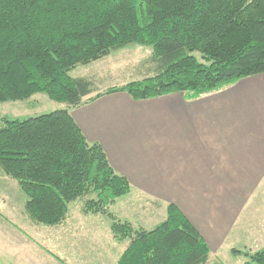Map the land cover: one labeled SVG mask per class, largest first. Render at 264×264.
<instances>
[{"label": "trees", "instance_id": "1", "mask_svg": "<svg viewBox=\"0 0 264 264\" xmlns=\"http://www.w3.org/2000/svg\"><path fill=\"white\" fill-rule=\"evenodd\" d=\"M153 49L148 75L107 93L78 66L130 45ZM264 74V0H0V104L37 94L66 105L25 120L0 121V173L27 197L37 224H62L71 203L106 214L131 192L99 144L90 143L72 111L106 94L136 101L173 93L188 98ZM114 236L129 240L118 264H207L210 250L175 205L151 230L115 222ZM242 264H264V248L232 250Z\"/></svg>", "mask_w": 264, "mask_h": 264}, {"label": "crops", "instance_id": "2", "mask_svg": "<svg viewBox=\"0 0 264 264\" xmlns=\"http://www.w3.org/2000/svg\"><path fill=\"white\" fill-rule=\"evenodd\" d=\"M72 116L131 184L110 207L117 221L145 219L148 213L135 214L124 200L144 196L152 218L137 226L153 229L175 205L208 245L207 264L229 261L240 246L264 248V74L194 99L106 94ZM26 202L25 222L0 224V264H117L129 245L114 238L110 217L86 213L82 202L71 203L66 220L52 227L31 221ZM85 238L89 247L80 245Z\"/></svg>", "mask_w": 264, "mask_h": 264}, {"label": "rangeland", "instance_id": "3", "mask_svg": "<svg viewBox=\"0 0 264 264\" xmlns=\"http://www.w3.org/2000/svg\"><path fill=\"white\" fill-rule=\"evenodd\" d=\"M152 54H153V49L151 47L139 46L133 44L124 49L113 51L107 57L97 62H94L88 66H78L74 71L71 72V76L73 78H86L90 80L93 83L94 88L97 90L96 94L107 93L112 89H119L131 82L145 78L148 75V71L150 68L149 67L150 58L152 57ZM65 107L66 105L55 102L49 99L44 94H37L27 101L7 102L0 104V121L3 118H6L8 120H12V119L25 120L43 114H48L58 109H63ZM87 199L84 200L82 199L81 201H77V202H84ZM144 199H145L144 196L133 195L131 196L130 199H124V200H128L126 201L125 206L130 205L131 207H133L134 208L133 212L135 214L136 213L140 214L141 212L144 214L148 213L146 218L148 217L149 219L152 218L149 213L153 210L152 209L153 207L147 204ZM26 200L27 197L19 187L18 183L0 173V224L4 225L13 221H14L13 223L25 222L27 220V217L24 213V206ZM115 202L112 203L111 205L115 204ZM111 205H109L108 211L112 216H108V217H110L112 220V226L115 222L129 223L126 221H117L110 211ZM130 209L131 208H129V210ZM146 209L148 210L146 211ZM27 216L28 218H30L29 215ZM146 218L145 219L141 217L136 218V220L134 221L135 222L134 225H132L131 223L129 224H131L134 229H140V228L144 229L142 227L137 226V224L146 227L145 222L149 221L146 220ZM30 220L33 221L31 218ZM20 224L17 226H21ZM37 225L42 226L39 224ZM28 227H29L28 231H30V225H28ZM39 229L40 228H38V230ZM41 233L42 231L39 232V234ZM112 234L114 236L113 231ZM114 238L117 241H119L115 236ZM83 240L84 242L80 243V245L84 247L85 246L89 247L90 244L88 242L89 239L85 238ZM123 241H119V242H123ZM119 247L121 249V245ZM241 260H242L241 258L231 257V259L229 261L226 260V262L218 263L216 261H213L212 263L236 264Z\"/></svg>", "mask_w": 264, "mask_h": 264}]
</instances>
